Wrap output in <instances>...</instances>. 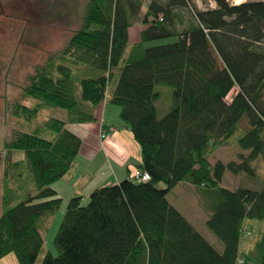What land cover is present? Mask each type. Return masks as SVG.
Returning <instances> with one entry per match:
<instances>
[{
    "label": "trees",
    "instance_id": "obj_1",
    "mask_svg": "<svg viewBox=\"0 0 264 264\" xmlns=\"http://www.w3.org/2000/svg\"><path fill=\"white\" fill-rule=\"evenodd\" d=\"M213 1L215 7L200 9L193 0H149L139 39L130 42L143 0H88L81 25L23 87L35 103L10 104L26 121L50 107L66 111L68 122L92 121L83 104H101L115 79L110 102L140 145L139 169L150 174L98 187L85 200L71 197L54 238L57 254L48 251L41 264H238L245 219H264V187L231 190L220 182L226 171L257 178L255 163L264 165V0ZM168 37L176 40L146 45ZM84 64L103 73L82 78L78 98L73 72ZM160 84L173 89L162 118ZM44 126L53 139L17 130L3 144L0 259L13 253L19 264H35L63 202L52 183L70 171L82 143L63 119L49 117ZM231 141L248 153L212 164L209 158ZM14 150L23 151L33 176L22 195V173L10 177L23 162ZM181 182L204 193L206 225L222 250L169 200ZM256 250L255 264H264V236Z\"/></svg>",
    "mask_w": 264,
    "mask_h": 264
},
{
    "label": "rangeland",
    "instance_id": "obj_2",
    "mask_svg": "<svg viewBox=\"0 0 264 264\" xmlns=\"http://www.w3.org/2000/svg\"><path fill=\"white\" fill-rule=\"evenodd\" d=\"M88 0H0V201H1V179L3 172L4 142L10 140L17 130L26 132H37L40 136L53 139L55 133L44 126L49 117L65 119V111L57 108H45L40 111L38 117L32 121L13 116L10 104L15 101L33 105L35 99L24 98L23 87L28 83L31 75L42 68L57 52L61 51L66 42L72 37L74 31L81 25ZM149 0H143V6L139 14V20L135 21L130 28V42L139 38V32L144 27L141 19L144 16ZM200 8H211L213 0H193ZM176 37H168L149 41L146 45H160L170 43ZM103 71L82 65L74 68L73 80L76 85L78 98L80 97V80L85 77H95ZM115 85V79L111 81L109 89ZM160 92V98L156 101L158 117L162 118L170 109L173 98V89L164 84L156 87ZM230 94L227 100L230 99ZM242 128H247V120L241 122ZM240 128L232 140L242 133ZM238 143L231 141L221 148L211 158V163L218 160L227 162L233 156L239 161L237 149ZM248 152H244L247 154ZM236 154V155H235ZM14 160L23 161L11 167L10 177H19L22 173L23 184L18 187V194L22 195L33 187V176L24 162V153L21 150L12 152ZM259 170L257 178H251L244 173L238 176L226 171L227 177L223 179L224 186L230 188L258 189L264 185V165L259 160L255 163ZM162 185V184H161ZM236 186V187H233ZM169 200L184 214L197 230L209 240L215 241L222 246L221 242L208 229L206 225L207 215L210 211L208 202L205 201L204 193L197 187L182 182L177 185L168 196ZM67 201H63L60 208L54 214L51 226L45 235V243L40 251L35 264H41L44 255L49 251L57 254L54 243L55 235L59 229L66 210ZM0 202V211H1ZM244 230L241 235L240 253L244 264H255L257 260V242L264 236V219L247 217ZM214 239V240H213ZM208 240V239H207ZM212 243V242H211ZM241 259V260H242ZM0 264H19L16 256L10 253ZM238 264H243L240 259Z\"/></svg>",
    "mask_w": 264,
    "mask_h": 264
},
{
    "label": "crops",
    "instance_id": "obj_3",
    "mask_svg": "<svg viewBox=\"0 0 264 264\" xmlns=\"http://www.w3.org/2000/svg\"><path fill=\"white\" fill-rule=\"evenodd\" d=\"M245 1L259 0H242V2ZM199 7L201 8V6ZM211 7H215L214 1ZM138 39L139 38H137V40ZM113 90L114 86L111 89L108 87L105 100L97 106H92L88 103L83 104L85 110L92 113L95 117L92 121L68 122L67 113L64 114L65 119L63 120L66 121V128L78 135L82 143L79 155L70 171L65 176L52 183V187L63 201H68L71 197L76 195L82 196L85 200L94 189L119 183L123 179L130 178L134 171L139 169L138 165L142 161L141 148L134 139L132 132L121 121L119 117V107L110 102ZM107 127H112L113 132H111L108 137L102 138L100 136L101 130ZM237 152L244 153L248 151L241 150L239 147ZM212 157L213 156L209 158L210 162ZM232 160L238 161V158L233 156L227 162ZM238 175L239 174L231 176ZM225 177H227L226 172L223 179H225ZM220 185L231 190L237 189L230 188L231 186H224L222 182H220ZM263 187L264 185L261 184L256 190ZM210 214L211 212L209 211L207 219ZM207 239L209 240V238ZM209 241L219 250H222V246H220L218 241H215V244L214 241ZM242 261L244 264L243 259Z\"/></svg>",
    "mask_w": 264,
    "mask_h": 264
},
{
    "label": "built area",
    "instance_id": "obj_4",
    "mask_svg": "<svg viewBox=\"0 0 264 264\" xmlns=\"http://www.w3.org/2000/svg\"><path fill=\"white\" fill-rule=\"evenodd\" d=\"M229 2L231 4H239V3L242 2V0H229ZM111 132H113V128L112 127H107L106 129H102L101 130L100 136L102 138H106V137H108L111 134ZM133 178L135 180H138V181H147V180L150 179V174L147 171H145V170L137 169L133 173Z\"/></svg>",
    "mask_w": 264,
    "mask_h": 264
}]
</instances>
